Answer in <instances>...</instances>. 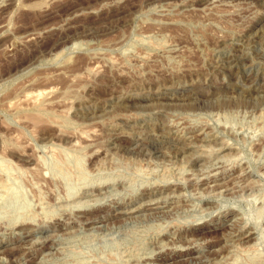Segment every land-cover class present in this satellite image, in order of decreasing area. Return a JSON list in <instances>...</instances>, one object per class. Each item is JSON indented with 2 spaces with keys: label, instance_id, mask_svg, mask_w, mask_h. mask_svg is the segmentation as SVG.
Masks as SVG:
<instances>
[{
  "label": "rangeland",
  "instance_id": "374dc122",
  "mask_svg": "<svg viewBox=\"0 0 264 264\" xmlns=\"http://www.w3.org/2000/svg\"><path fill=\"white\" fill-rule=\"evenodd\" d=\"M0 264H264V0H0Z\"/></svg>",
  "mask_w": 264,
  "mask_h": 264
},
{
  "label": "bare ground",
  "instance_id": "6f19581e",
  "mask_svg": "<svg viewBox=\"0 0 264 264\" xmlns=\"http://www.w3.org/2000/svg\"><path fill=\"white\" fill-rule=\"evenodd\" d=\"M39 112H40V111H39ZM35 115H36V117H35ZM45 115H46V114H45ZM41 116H42V115L39 114V113H38V115H37V114H34V116H33L34 119H33V120H35V121H41V120H42L41 118L44 117V116H43V117H41ZM44 118H45V117H44ZM44 118H43V119H44ZM221 165H222V164H221ZM225 181H226V180H225ZM162 215H163V214H162ZM150 219H151V218H150ZM65 236H66V235H65Z\"/></svg>",
  "mask_w": 264,
  "mask_h": 264
}]
</instances>
